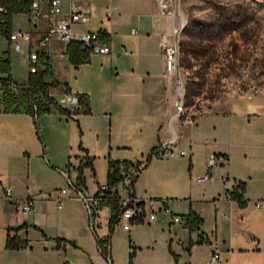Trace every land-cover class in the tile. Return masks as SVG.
Wrapping results in <instances>:
<instances>
[{"label":"crops","instance_id":"crops-1","mask_svg":"<svg viewBox=\"0 0 264 264\" xmlns=\"http://www.w3.org/2000/svg\"><path fill=\"white\" fill-rule=\"evenodd\" d=\"M76 1L89 5L91 15L88 22L74 24L72 30L74 32L87 31L95 33L99 30L105 31L109 35V41L107 43L98 41L97 44H105L109 48V52L103 54L89 49L88 61L74 66L65 54L68 44L54 42L52 50L61 53L69 66L77 71L91 65V56L94 53L103 54V57L107 59V65H109L111 60L108 59V55L113 47L112 34L114 32V34L121 37L119 43L121 50L132 58V61L129 62L130 72L126 75L125 84L122 88L120 85L114 86L116 90L112 91L111 94L105 90H97L93 95L89 90H73L66 80L58 79L68 84L71 95L75 93L87 94L89 113H77L69 117L63 113L51 111L34 119L28 114L4 111L2 95L4 91L3 80L6 79V75L0 74V131L8 129L7 133L0 132V148L5 146L22 148L25 146V124L27 127L33 126L36 140L42 142L38 120L43 115L55 113L73 120L78 130L77 151L74 159L71 160L69 156L63 167L54 166L48 160L44 162V165L62 175L66 179V184L68 182L74 184L81 158L85 154L92 157V166L82 169L85 182L82 194L94 196L98 187H104L108 160L143 162L149 150L159 143L175 140L178 146L186 125L192 126L195 124V127H197L199 120L206 116L194 118L195 120H186L180 119L175 111L174 89L176 84L173 77L165 71L160 41L162 39L172 40L173 28L181 25L182 19L180 16L161 15L159 5L155 0H113L112 2H115L110 8L111 14L107 13L98 23L97 15L89 0ZM15 15L13 14L10 18L11 32L16 29L24 30V28L32 32L31 43L18 41V45L20 44L22 48H26L29 55V50L44 30L45 23L40 22L37 28L33 29L28 24V13H24L22 15H25L26 24L23 26L14 25L13 18L16 17ZM4 38L7 42V48L14 49L9 39ZM20 50L19 46V49L14 51L20 52ZM50 57L52 61V56L50 55ZM10 76L12 75L10 74ZM11 80L16 84H23L12 77ZM8 86L13 88L12 83ZM52 90L51 96L57 104L61 108L69 109L67 102L69 95H66L61 89L64 94L62 99L65 100L62 102V100L59 101L55 98ZM74 96L77 98L76 95ZM95 100L97 111L110 116V136L108 142L104 143L103 152L99 156L84 142V133L80 128L81 120L95 112ZM245 106L244 111L247 113L250 111L252 104L248 102ZM231 114L232 112H226L212 115L229 118ZM255 114H250L254 116L246 114L247 122L252 117L258 118V115ZM193 145H196V143L192 141H188L185 145H179L188 148L186 149L189 153L187 160L178 158L176 154L174 156L164 155L162 158H153L147 167L139 173L134 183L135 201L143 202L144 209L146 206H149L150 210L165 206L168 209L169 216L163 222L159 221L157 217L152 221L147 218L145 222L144 215V217L130 223L129 230L123 229V223L119 219L110 238L109 260L100 255L93 235V230L99 236L107 233L109 215L107 207L99 208L97 205H91L90 210H88L86 204L77 198L78 192L70 190L68 196L60 200V208L57 207L61 210L59 212L56 208L58 206L56 197L59 196L63 183L33 190V174L28 169L29 166L27 165L25 170L17 171L10 166L7 155L0 154V264H46L45 257L48 251L55 255H62L66 260L64 264H117L113 258V255H116L113 241L115 227L119 224H122L123 234L127 240L122 239L124 241V257L118 264H128L130 254H132L131 264H209V257L214 249L220 253V264H262L264 256H261V249L258 247L259 241L253 235L250 238L253 245L247 249L236 245L232 241V237L237 234L238 222L243 220L241 217L249 209L247 182L240 178L232 177L230 179L227 177L225 178L227 184L225 185L223 182L226 187L217 190L215 194H204L198 191L197 185L204 184V182H199L195 178L192 179L187 176L193 170ZM137 148H140L141 156L139 159L135 157ZM23 153L28 157L26 152ZM219 153L226 156L225 160L221 158L218 161L219 165L223 167L227 164L229 157L225 151ZM40 157L44 158L43 143ZM100 157L103 158L102 178H98L95 170L96 161ZM182 163L183 165L187 164V173L184 171L183 175ZM235 181L245 183L244 196L247 202L244 207H239L235 201L226 196V192L231 190ZM6 188L11 190L9 200L5 198ZM40 189L44 190L40 191ZM36 191L39 193H36ZM117 192L120 198L127 196L126 190L120 187H118ZM24 198L34 200V209L28 215L21 216L19 205ZM76 204L79 208L85 210L83 220L79 221L78 224L69 219V214H71L72 208L76 207ZM179 206L182 209L177 211ZM190 210L203 220L198 228L188 231L182 220L174 224L172 216L186 215ZM92 211L97 213V217L93 221L90 217ZM102 213L104 214L103 222L101 220ZM206 216H210L212 219L210 230L205 228ZM22 224L24 226L20 227ZM164 226H167L166 232L163 230ZM15 228L16 230H14ZM158 229L161 230L159 236L156 234ZM30 230L37 233L34 243L28 238ZM182 231H186L187 235ZM227 231L230 239L226 242L224 237L227 235ZM7 236L15 237L19 241L25 240L26 244L20 249H7L5 248ZM82 236H87L90 244L85 242ZM199 236H202L207 242L196 243ZM34 245L38 248L37 253L39 256L44 257V260L31 258L30 255ZM201 249H203V254L200 251ZM70 255H76L78 263L68 261L66 258Z\"/></svg>","mask_w":264,"mask_h":264},{"label":"rangeland","instance_id":"rangeland-1","mask_svg":"<svg viewBox=\"0 0 264 264\" xmlns=\"http://www.w3.org/2000/svg\"><path fill=\"white\" fill-rule=\"evenodd\" d=\"M112 1L89 0L97 15L98 23L107 13L111 14L110 8L115 2ZM177 4L181 12L180 18L183 26H185L189 18L200 23L212 18L228 20L233 29L228 33L222 45L229 43L230 50L235 49L243 59L242 61H233L235 64L233 70L230 73L228 72L227 77L220 79L215 93L218 97L206 98L207 95L201 93L198 97L193 98L191 105L184 106L183 96L186 82L188 79L196 80L191 75V72L195 69L191 68L188 70L181 67L178 55L177 76L170 74L176 84L174 102L179 100L182 103L181 111L178 112L174 107L175 111L178 117L182 116L181 118L186 120L206 117L199 120L197 127H195V124L192 126L186 125L180 144L177 146V142H175L171 153L167 155L174 156L176 154L178 158L187 160L189 153L186 149L188 148L179 145H185L188 141L196 143V145H193V170L190 173L188 172L189 175L187 174V176L188 178L196 179L203 177L207 170L210 171V180L205 181L207 182L206 184L204 182V184L197 185L198 191L204 194H215L217 190L226 187L223 182L225 185L227 184L225 181L227 177L230 179L236 177L247 182L249 209L241 217L243 220L238 222L237 234L232 237V241L236 245L247 249L253 245L250 239L251 235H253L259 241L258 247L261 249V256H264V0H178ZM15 16L13 18L14 25L23 26L26 24L25 15L16 14ZM22 31H27V29L24 28ZM112 35L113 47L108 55V59L111 60L109 65H107V59L103 57V54L94 53L91 56V65L77 71L69 66V63L63 59L64 57L61 53L57 50H52L50 55L52 56L54 73L57 79L66 80L73 90H89L93 95H95L97 90H105L111 94L112 91L116 90L114 89L116 85H120L122 88L126 82V75L130 72L129 62L132 61V58L121 50L119 46L121 37L114 34V32ZM19 46L20 52L8 47L10 50V74L17 82L25 83L29 71V55L26 48H22L20 44ZM8 48L5 38L0 35V52H4ZM178 80H180L182 87ZM178 92L182 95L181 98ZM52 93L57 100L65 101L62 99L64 94L60 88L53 89ZM85 93L87 92L85 91ZM64 98L66 99L65 96ZM248 102L252 106L251 109L249 108L250 111L246 113L244 108ZM96 106L97 102L95 100V112L81 120L80 128H82L84 133V142L99 156L103 152L104 143L108 142L110 136V116L109 114L98 112ZM226 112H232L229 118L212 115ZM253 113H256L255 115H258V118L252 117L247 122L246 114L254 116L250 115ZM38 128L42 142L36 140L33 126L27 127L25 124V146L22 148L5 146L0 148V154H6L10 166L17 171L25 170L27 165L29 166L28 169L33 174V190L62 183L60 189L65 188L67 185L66 179L57 171L49 169L44 165V162L48 160L54 166L63 167L69 156L71 160L74 159L78 141L76 124L71 119L52 113L39 118ZM0 132L7 133L8 129H2ZM42 143L44 144V158L40 157ZM180 151H184L183 156L180 155ZM221 151H225L228 154L229 160L228 162L226 161L227 164L222 167L216 161L215 165L208 169L206 162L212 154L217 160L220 157L223 160L226 159L225 155L219 153ZM23 152H26L28 157ZM140 156V148H137L135 157L139 159ZM102 162V157L96 161L95 170L98 178H102L103 175ZM181 167L182 175L184 171L187 173V164L183 165L182 163ZM133 171V168H130V171L128 170L130 173H133ZM89 185L91 186L90 183ZM43 190L40 189V191ZM36 193L39 192L36 191ZM256 202H259V207L255 205ZM205 208L207 209V207ZM181 209L182 207L179 206L177 211ZM144 210V220L146 222L151 210L149 206H146ZM155 210V217L161 222L169 216L168 212L159 209ZM57 211L60 212L61 210L57 208ZM84 214L85 210L79 208L76 204V207L72 208L71 214H69V219L78 224L79 221L83 220ZM206 218L205 228L210 230L212 219L210 216H206ZM101 220L102 222L104 220L103 213L101 214ZM176 223L174 222V224ZM121 225L119 224L115 227L113 241L114 251L116 250L115 253L117 255H113V258L117 264L124 257V241L122 239L127 240ZM222 226L224 225L222 224ZM164 227L163 230L166 232L167 226ZM182 232L187 235L186 231ZM156 234L159 236L161 230H156ZM226 234L224 238L227 242L230 239V235H228V231ZM28 238L34 243L37 233L30 230ZM82 239L89 243L87 236H82ZM37 249L34 245L30 255L31 258L44 260V257L39 256L37 253ZM200 251L203 254V249ZM45 258L46 264H64L66 261L62 255H55L50 251H48ZM66 259L78 263L76 255H70ZM262 264H264V260Z\"/></svg>","mask_w":264,"mask_h":264},{"label":"trees","instance_id":"trees-1","mask_svg":"<svg viewBox=\"0 0 264 264\" xmlns=\"http://www.w3.org/2000/svg\"><path fill=\"white\" fill-rule=\"evenodd\" d=\"M33 0H0V7L5 12H0V34L7 39L11 33L10 18L13 14L28 13ZM232 26L228 20L212 18L204 23H200L189 18L185 26L182 27L178 41L179 65L190 70L194 68L191 75L196 79H188L186 89L183 96L184 106L193 103V98L204 93L206 98H215L216 91L222 77H227L234 68L233 61H242V56L235 49L230 50V45H222L228 33L232 30ZM97 40L102 43L109 41V35L102 30L97 31ZM36 60H29V71L26 82L16 84L11 80L10 76V57L9 51L0 53V74H5L6 79L3 80L4 91L2 95L3 109L9 113L28 114L32 118H36L41 114L57 111L67 116L77 113H89V99L87 94L75 93L78 98L79 108L70 111L61 108L54 98L51 96V90L60 87L66 95H71L70 87L64 81H59L54 73L51 57L43 51H37ZM65 54L71 64L78 66L84 64L89 58V49L81 42H70L67 45ZM34 68L31 72L30 68ZM226 75V76H222ZM12 83L13 88L8 84ZM205 88V90H203ZM218 97V96H217ZM182 116H180L181 119ZM39 137V135H38ZM40 138V137H39ZM85 153V151H83ZM166 154L161 149V143L152 147L147 153L143 162H131L129 160H108L106 181L104 187H98L93 197L97 198V206L107 207L109 210L107 221V233L99 236L93 230L96 248L100 255L109 260L110 238L114 226L119 222V217L123 211L121 206V198L117 192L118 187L126 190L129 198L134 199V183L139 173L147 167L153 158H162ZM92 157L86 154L81 158L80 165L77 169V178L73 184L76 192H83L85 187L82 169L92 166ZM133 168V173L128 172ZM126 180L128 181L126 183ZM245 183L235 181L231 190L226 192V196L237 203L239 207H244L247 200L245 199ZM143 206V202L137 203ZM91 220L97 217L94 211L90 214ZM179 220L183 221L184 227L188 231L198 228L203 220L196 213L190 210L186 215L179 216ZM133 222V221H132ZM131 222V223H132ZM22 224L20 227H23ZM18 227V228H20ZM16 230V228L14 229ZM207 242L202 236H199L196 243L201 244ZM26 241H19L15 237L7 236L5 248L20 249L25 246ZM132 254L129 255L131 264Z\"/></svg>","mask_w":264,"mask_h":264},{"label":"built area","instance_id":"built-area-1","mask_svg":"<svg viewBox=\"0 0 264 264\" xmlns=\"http://www.w3.org/2000/svg\"><path fill=\"white\" fill-rule=\"evenodd\" d=\"M159 5V13L161 15H173L180 16L181 12L177 4L178 0H155ZM0 12H5L3 8L0 7ZM91 8L89 5L82 4L76 0H33L30 9L28 11V24L31 28L35 29L40 22L45 23L44 30L40 33L38 38L35 40V44L29 50V60L34 62L36 60L37 51H43L50 56L52 51V45L54 42H59L61 44H68L70 42H81L83 46L90 49L93 52L106 54L109 52V48L104 45H98L97 33L95 32H74L72 26L78 23H86L90 20ZM183 27V22L178 27H174L172 30V40L168 41L162 39L160 41V49L163 54L164 68L168 74H173L177 76L178 70V38L180 36L181 29ZM18 41H24L26 43H31L32 32L22 31L20 29L15 30L9 35V42L14 48V50L19 49ZM31 72H34V68H30ZM180 86L182 84L178 80ZM179 88V87H178ZM181 98V94L179 93ZM69 104V109L71 111L78 108V101L74 95H69L67 98ZM175 107L181 111L182 103L178 100L175 102ZM175 145V140H168L161 144V149L168 153H171L172 146ZM180 155H184V151H180ZM219 155V154H217ZM158 159V158H157ZM217 160L212 154L210 159L206 162L207 168L209 169L212 165H215ZM211 178L210 171L203 177L196 178L199 182L209 181ZM127 181V180H126ZM128 182V181H127ZM70 190L74 191V186L71 182H68L65 188L60 189L59 196L56 197L58 203V208H60V200L68 196ZM10 188L5 189V198H11ZM77 198L82 200L88 210H90L91 205H97V198L93 196H85L78 192ZM121 206L123 211L119 219L123 223V229L129 230L130 223L137 219L144 217L145 210L143 206L138 205L135 199L129 198L128 195L121 198ZM256 206H260L259 202L255 203ZM34 209V200L32 198H24L19 205V213L21 216H26L31 213ZM164 212H168L165 206L159 208ZM156 210H151L148 215V220L152 221L155 219ZM173 222H178L179 218L172 216ZM209 264H220V253L217 250H213L209 257Z\"/></svg>","mask_w":264,"mask_h":264}]
</instances>
